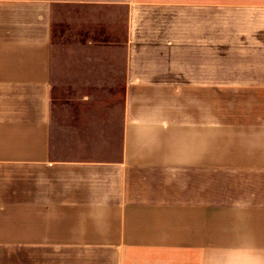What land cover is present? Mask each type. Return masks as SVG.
Returning <instances> with one entry per match:
<instances>
[{
    "label": "crops",
    "instance_id": "1",
    "mask_svg": "<svg viewBox=\"0 0 264 264\" xmlns=\"http://www.w3.org/2000/svg\"><path fill=\"white\" fill-rule=\"evenodd\" d=\"M0 264H264V0H0Z\"/></svg>",
    "mask_w": 264,
    "mask_h": 264
}]
</instances>
